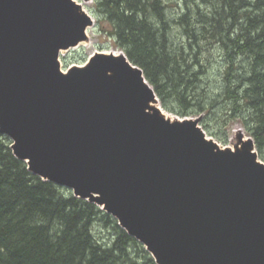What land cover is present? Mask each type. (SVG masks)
I'll list each match as a JSON object with an SVG mask.
<instances>
[{
  "label": "water",
  "instance_id": "1",
  "mask_svg": "<svg viewBox=\"0 0 264 264\" xmlns=\"http://www.w3.org/2000/svg\"><path fill=\"white\" fill-rule=\"evenodd\" d=\"M81 2L0 0V135L43 181L116 220L155 264H264V162L241 129L166 115L123 52H93Z\"/></svg>",
  "mask_w": 264,
  "mask_h": 264
},
{
  "label": "trees",
  "instance_id": "2",
  "mask_svg": "<svg viewBox=\"0 0 264 264\" xmlns=\"http://www.w3.org/2000/svg\"><path fill=\"white\" fill-rule=\"evenodd\" d=\"M168 3L93 0L102 31L142 70L163 109L186 117L221 98L224 108L212 109L216 118L239 119L264 162V0H179L183 8L173 18ZM214 48L227 65L220 93L209 98L205 54ZM168 100L180 111L168 108ZM193 105L197 110L189 112ZM10 144L0 135V264H155L110 215L30 173ZM97 222L112 230L108 240L93 234Z\"/></svg>",
  "mask_w": 264,
  "mask_h": 264
},
{
  "label": "rangeland",
  "instance_id": "3",
  "mask_svg": "<svg viewBox=\"0 0 264 264\" xmlns=\"http://www.w3.org/2000/svg\"><path fill=\"white\" fill-rule=\"evenodd\" d=\"M179 0H169L168 3V16L173 18V16H177L183 6H179ZM182 2V0H181ZM84 9L90 14V16L93 18L94 24L91 28L88 29L87 35H88V41L86 43H81L78 47L71 49L67 52H62L60 55V63L61 67L65 69L67 66L71 65H82L88 57L93 52H114L117 53L119 50L114 46L113 40L109 37H107L102 29L105 28L104 21L101 19V17L97 14L95 11V4L93 2L90 3H84L81 2ZM181 4V3H180ZM172 37L173 40L176 43H179L181 40L179 29L173 25L172 26ZM223 51L220 48H214L210 52L207 51L205 54L206 56V77H205V86L204 91L208 93L206 97L218 95L220 92L217 90L220 88L219 80L222 77V70L223 65L226 64V62H223ZM227 65V64H226ZM171 100H168L165 102V105L168 108H172L174 111H180L178 105L174 102H170ZM160 103V100H159ZM160 106L161 103H160ZM205 106V105H204ZM209 106V105H208ZM162 108V107H161ZM224 108V103L221 98H217V105H215L213 108L206 107V109L203 112H195L197 110L194 108V105L192 108H189V112H195L193 114H190V118L202 116V119L200 123L198 124L199 127L204 131L206 137L212 138L214 141H216L221 147L223 146H229L231 147V143L234 142V134L237 129H241L244 133V135L248 136V128L243 127L239 121V119H235L233 117L225 118L226 115L221 116L218 114V117L216 118V114L212 112V109H220ZM163 111H165L166 114H168L171 117H178L181 118L175 114L168 113L165 109L162 108ZM185 118V117H184ZM228 119V121H227ZM245 119V118H244ZM249 124V123H248ZM252 127V125H251ZM259 156V155H258ZM260 157V156H259ZM93 234L96 235L97 239L100 240H108L111 234V231L109 227L103 226L101 222H97L92 227Z\"/></svg>",
  "mask_w": 264,
  "mask_h": 264
},
{
  "label": "bare ground",
  "instance_id": "4",
  "mask_svg": "<svg viewBox=\"0 0 264 264\" xmlns=\"http://www.w3.org/2000/svg\"><path fill=\"white\" fill-rule=\"evenodd\" d=\"M168 112V111H167ZM168 113H170V112H168ZM166 115H168V114H166ZM199 117V116H198ZM202 117V116H201ZM185 118H190V116H186ZM194 118H196V117H194ZM223 147H225V146H223ZM260 158V157H259ZM261 159V158H260ZM262 160V159H261ZM31 173V172H30ZM116 221V220H115ZM118 225V224H117Z\"/></svg>",
  "mask_w": 264,
  "mask_h": 264
}]
</instances>
